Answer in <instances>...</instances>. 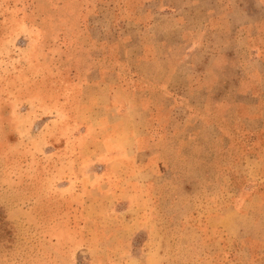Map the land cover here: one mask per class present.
Wrapping results in <instances>:
<instances>
[{"label": "rangeland", "instance_id": "1", "mask_svg": "<svg viewBox=\"0 0 264 264\" xmlns=\"http://www.w3.org/2000/svg\"><path fill=\"white\" fill-rule=\"evenodd\" d=\"M0 264H264V0H0Z\"/></svg>", "mask_w": 264, "mask_h": 264}]
</instances>
